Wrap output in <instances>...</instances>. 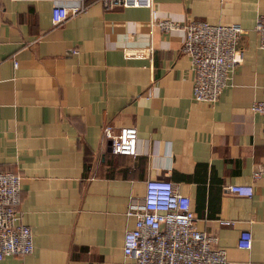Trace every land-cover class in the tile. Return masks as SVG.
<instances>
[{
  "label": "crops",
  "instance_id": "0c3cea01",
  "mask_svg": "<svg viewBox=\"0 0 264 264\" xmlns=\"http://www.w3.org/2000/svg\"><path fill=\"white\" fill-rule=\"evenodd\" d=\"M151 1L152 11L82 0L84 12L53 25L49 1L0 0V169L20 175V221L33 243L0 264H132L121 245L135 215L125 212L152 178L188 196L194 227L216 237L227 264H264V136L249 112L264 98L253 31L264 0ZM158 19L243 29L242 61L212 104L191 97L182 30L164 32ZM148 44L147 59L121 56ZM104 125L133 126L136 154H112ZM231 183L250 184L251 195ZM242 230L247 250L235 245Z\"/></svg>",
  "mask_w": 264,
  "mask_h": 264
},
{
  "label": "built area",
  "instance_id": "2783aa9c",
  "mask_svg": "<svg viewBox=\"0 0 264 264\" xmlns=\"http://www.w3.org/2000/svg\"><path fill=\"white\" fill-rule=\"evenodd\" d=\"M46 1L51 3L49 15L53 25H59L68 16L85 10L82 0ZM97 1L104 9L120 6L143 7L152 11L151 0ZM65 2L72 4L67 6ZM155 24L164 32L182 30L179 51L190 63L193 75L191 97L197 102H215L230 74L242 61L238 39L243 29L238 24H209L201 20L178 24L158 19ZM253 31L257 36V47L264 50V12L256 16ZM150 54L149 44L121 49L124 59H147ZM249 112L261 115L264 136V98L253 101ZM101 136L108 140L112 154H136L137 138L133 126H121L113 133L110 126L104 125ZM19 179L17 172L0 169V260L5 256H24L33 249L31 230L20 221ZM227 189L238 195L250 196L252 193V187L247 183H231ZM125 213L135 215L132 228L123 232L121 245L123 259L130 260L132 264H227L224 249L216 246V237L194 227L195 218L188 196L180 193L169 180L147 179L140 203L129 204ZM221 223L227 225L230 222ZM235 245L239 249H249L251 234L246 230L240 231Z\"/></svg>",
  "mask_w": 264,
  "mask_h": 264
},
{
  "label": "water",
  "instance_id": "95a60500",
  "mask_svg": "<svg viewBox=\"0 0 264 264\" xmlns=\"http://www.w3.org/2000/svg\"><path fill=\"white\" fill-rule=\"evenodd\" d=\"M108 144H109V142H108ZM95 160H97V157H95Z\"/></svg>",
  "mask_w": 264,
  "mask_h": 264
}]
</instances>
